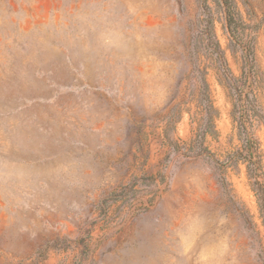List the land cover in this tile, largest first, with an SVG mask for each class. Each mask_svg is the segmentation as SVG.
I'll use <instances>...</instances> for the list:
<instances>
[{
    "label": "rangeland",
    "instance_id": "1",
    "mask_svg": "<svg viewBox=\"0 0 264 264\" xmlns=\"http://www.w3.org/2000/svg\"><path fill=\"white\" fill-rule=\"evenodd\" d=\"M0 264H264V0H0Z\"/></svg>",
    "mask_w": 264,
    "mask_h": 264
}]
</instances>
